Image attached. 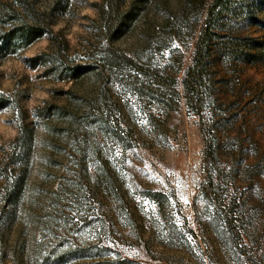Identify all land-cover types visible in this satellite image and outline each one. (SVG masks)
<instances>
[{"label": "rangeland", "instance_id": "1", "mask_svg": "<svg viewBox=\"0 0 264 264\" xmlns=\"http://www.w3.org/2000/svg\"><path fill=\"white\" fill-rule=\"evenodd\" d=\"M28 2L52 33L0 53V264H264V9L219 22L198 115L205 0H144L114 36L106 0Z\"/></svg>", "mask_w": 264, "mask_h": 264}, {"label": "trees", "instance_id": "2", "mask_svg": "<svg viewBox=\"0 0 264 264\" xmlns=\"http://www.w3.org/2000/svg\"><path fill=\"white\" fill-rule=\"evenodd\" d=\"M19 2L22 5V13L0 12V26L15 22L4 33L0 41V53L13 51L19 47L24 48L45 33H52L49 27L50 23L43 13H36L28 0H19ZM106 4L105 8L100 9V17L105 23V32L110 36H114L132 23L140 8L144 5V0L134 1L123 13H119L114 0H106ZM203 7L205 16L202 20L199 37L196 40L193 65L187 69L182 79L186 103L189 105L194 100V104H196L194 110L198 115L201 114V102L204 94L205 57L208 49L214 43L215 30L219 27V22L227 16H231L233 19L238 18L240 13L251 17L253 9H264V0H205ZM105 53L103 57L105 61L132 62L129 56L118 55L109 47ZM79 67L71 68V74H74ZM151 75L156 81H159L157 73Z\"/></svg>", "mask_w": 264, "mask_h": 264}]
</instances>
